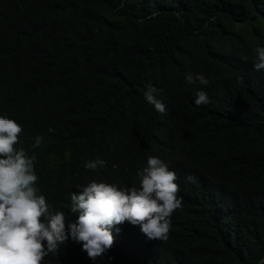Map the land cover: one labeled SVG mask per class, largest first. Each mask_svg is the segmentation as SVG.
<instances>
[{"label": "trees", "instance_id": "trees-1", "mask_svg": "<svg viewBox=\"0 0 264 264\" xmlns=\"http://www.w3.org/2000/svg\"><path fill=\"white\" fill-rule=\"evenodd\" d=\"M256 48H264V0H0V116L22 126L16 148L36 156L34 187L53 210L63 211L66 189L97 176L83 167L90 160L105 161L100 171L119 187L138 186L149 156L178 177L183 203L168 239L148 240L125 222L95 264H259ZM189 73L208 86L187 83ZM149 86L164 114L145 101ZM201 90L209 103L197 106ZM42 264L93 262L69 238Z\"/></svg>", "mask_w": 264, "mask_h": 264}, {"label": "clouds", "instance_id": "clouds-1", "mask_svg": "<svg viewBox=\"0 0 264 264\" xmlns=\"http://www.w3.org/2000/svg\"><path fill=\"white\" fill-rule=\"evenodd\" d=\"M254 69L264 70V48L254 49ZM187 83L207 87L202 74H187ZM149 86L144 99L161 114L166 106L156 98ZM209 103L205 91H197L194 104ZM23 128L15 120L0 116V264H42L49 253H58L66 240L82 246V251L95 264L114 244L112 229L119 233L125 222L139 226L148 240L166 241L171 229L170 217L182 208L176 173L158 157L149 156L145 167L137 170L138 186L119 187L108 183L102 174L103 160L87 161L86 170H98L86 182L74 183L60 196V209L69 210L76 219L67 223L65 213L53 210L44 195L34 187L38 176L36 156L17 149ZM42 137L37 136L33 147ZM188 182L195 178L188 176ZM67 193L69 195L67 196ZM67 223V231H66ZM46 242V245H45ZM264 264V257L259 260Z\"/></svg>", "mask_w": 264, "mask_h": 264}]
</instances>
